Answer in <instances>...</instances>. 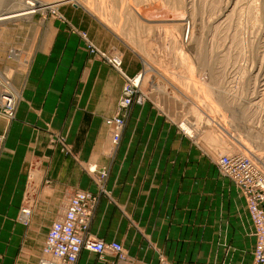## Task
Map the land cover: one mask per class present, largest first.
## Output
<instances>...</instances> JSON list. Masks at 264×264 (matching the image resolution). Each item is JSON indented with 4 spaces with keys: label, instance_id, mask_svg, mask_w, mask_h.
I'll use <instances>...</instances> for the list:
<instances>
[{
    "label": "crops",
    "instance_id": "0c3cea01",
    "mask_svg": "<svg viewBox=\"0 0 264 264\" xmlns=\"http://www.w3.org/2000/svg\"><path fill=\"white\" fill-rule=\"evenodd\" d=\"M59 9L67 23H27L22 46L30 55L20 78L18 35L0 34V68L13 73L18 97L15 117L0 116V264H36L74 190L97 195L89 233L120 243L134 264H158L160 255L168 264H251L255 239L240 189L155 108L132 105L119 144L111 145L106 120L120 112L123 78L89 54L70 26L104 50L120 48V41L83 6ZM123 67L134 75L142 66L132 53ZM56 135L73 156L52 143ZM86 165L107 169L108 195ZM75 264L125 263L83 249Z\"/></svg>",
    "mask_w": 264,
    "mask_h": 264
},
{
    "label": "rangeland",
    "instance_id": "374dc122",
    "mask_svg": "<svg viewBox=\"0 0 264 264\" xmlns=\"http://www.w3.org/2000/svg\"><path fill=\"white\" fill-rule=\"evenodd\" d=\"M45 1H51L52 6L37 7L28 17L0 24L3 37L8 33L18 35L19 45L14 48L20 51L16 73L19 78L30 55L23 40L27 23L33 17L36 20L53 17L67 23L59 9L60 4L77 6L79 3L120 41V48L104 50L92 41L85 30L70 26V30L78 32L83 39L89 54L107 63L123 78L118 108L124 106L122 99L129 79L140 75L129 105L116 114H120L122 121L121 135L128 109L132 105L149 104L182 138L188 139L197 152L211 156L215 167L219 154L238 152H252L264 167V86L260 82L264 77V0H40L41 3ZM37 2L0 0V13L27 8L29 3ZM42 30L43 27L37 25L36 31ZM132 53L138 57L142 67L134 75H128L123 61L125 54ZM102 55L119 58L120 67L110 64ZM12 74L10 70L0 68V93H12L16 111L17 85L12 83ZM183 122L188 124L190 132L184 128ZM222 122L226 123V132L219 127L223 126ZM233 136L243 145L236 143ZM220 138L226 139L228 145L218 144L216 140ZM4 139L5 134H0V153ZM51 141L73 156L64 136L56 135ZM90 167H94L95 171L90 172ZM99 169L95 165L85 167L100 193L108 195L105 189L108 171L103 168L106 175L100 181L96 175ZM216 170L224 176L218 167ZM123 253L125 260L114 255L125 264H134L124 248ZM158 264L168 263L160 255Z\"/></svg>",
    "mask_w": 264,
    "mask_h": 264
},
{
    "label": "built area",
    "instance_id": "2783aa9c",
    "mask_svg": "<svg viewBox=\"0 0 264 264\" xmlns=\"http://www.w3.org/2000/svg\"><path fill=\"white\" fill-rule=\"evenodd\" d=\"M103 58L115 67H120L119 58L111 59L104 56ZM139 79V74L129 79L122 99L125 107L129 105ZM124 106H119V109L122 110ZM0 114L10 119L14 118L15 101L12 93L7 91L0 93ZM119 117L120 114L106 120L113 147L118 145L121 137L122 121ZM217 167L224 176L237 185L244 197L255 239L251 264H264V167L252 152L221 154L217 160ZM90 168V172L95 171L94 167ZM96 173L100 181L106 175L103 168ZM96 203L97 195L91 192L74 190L69 194L62 214L51 224L46 234L37 264H75L83 249L99 255L113 253L122 260L126 259L120 243L105 242L89 233V223ZM28 216V209L22 208L20 218L24 223L28 221Z\"/></svg>",
    "mask_w": 264,
    "mask_h": 264
},
{
    "label": "bare ground",
    "instance_id": "6f19581e",
    "mask_svg": "<svg viewBox=\"0 0 264 264\" xmlns=\"http://www.w3.org/2000/svg\"><path fill=\"white\" fill-rule=\"evenodd\" d=\"M39 2H37V3H29V6H27V8H22V9H20V10H15V11H9V12H5L4 11V13H0V24H4V23H6V22H9V21H13V20H17V19H22V18H24V17H28L29 15H31L32 13H33V11H34V9H36L37 7H44V6H46V5H49L50 3H51V1L50 2H46V3H41L40 2V0H38ZM58 1H61V0H58ZM67 1H69V0H67ZM75 1H79V0H75ZM81 1V0H80ZM35 2H36V0H35ZM56 2V1H55ZM54 2V3H55ZM64 2H66V1H64ZM60 3V2H59ZM58 3V4H59ZM52 4V3H51ZM49 5V6H52V5ZM56 4V3H55ZM79 4V3H78ZM80 5V4H79ZM54 6V5H53ZM46 7H48V6H46ZM39 9V8H38ZM37 9V10H38ZM119 56V55H118ZM151 68V67H150ZM152 69V68H151ZM154 70V69H153ZM152 71V70H151ZM258 71V70H257ZM157 73H159V72H157ZM159 75V74H158ZM161 76V75H160ZM159 77V76H158ZM162 79V78H161ZM237 80V79H236ZM5 81V80H4ZM256 82V81H255ZM261 83H262V86H264V77L261 79V81H260ZM227 84V83H226ZM255 85V84H254ZM216 88V87H215ZM218 88V87H217ZM251 88V87H250ZM229 89V88H228ZM264 89V88H263ZM235 91V90H234ZM262 90H260V92H261ZM233 92V91H232ZM247 92V91H246ZM226 93V92H225ZM15 94V93H14ZM227 95H229V94H227ZM218 96V95H217ZM229 98V97H228ZM230 99V98H229ZM224 100V99H223ZM224 102V101H223ZM253 103V102H252ZM229 104V103H228ZM245 104V103H244ZM249 105V104H248ZM259 108V107H258ZM240 111V110H239ZM234 115V114H233ZM208 117V116H207ZM211 118V117H210ZM215 119V118H214ZM207 120V119H206ZM208 120H210V119H208ZM188 121V120H187ZM219 121V120H218ZM217 121V122H218ZM254 121V120H253ZM258 121V120H257ZM186 122V121H185ZM184 123V122H183ZM221 123V122H220ZM181 124V123H180ZM187 124V123H186ZM186 124L184 123L183 124V126H184V128L188 131V132H190L189 130H190V128L189 127H187L186 126ZM226 124V123H225ZM225 124H223V122H222V125L223 126H220L219 125V127H220V129L221 130H223L224 132H226V128H225ZM188 125V124H187ZM194 125V124H193ZM205 125V124H204ZM211 125H212V123H211ZM213 125H215V124H213ZM225 125V126H224ZM182 127V126H181ZM190 127H192V126H190ZM205 127V126H204ZM203 127V128H204ZM227 127V126H226ZM206 129V128H205ZM204 129V130H205ZM201 130H202V126H201ZM208 130V129H207ZM206 130V131H207ZM218 130H219V128H218ZM253 130V129H252ZM199 131V130H198ZM229 131V130H228ZM227 131V132H228ZM255 131V130H254ZM187 132V133H188ZM192 132V131H191ZM205 132V131H204ZM217 132V131H216ZM221 133H223V132H221ZM200 134V133H199ZM209 134H210V131H209ZM208 134V135H209ZM215 134H217V133H215ZM224 134V133H223ZM206 135V137H207V134H205ZM214 135V134H213ZM232 135V134H231ZM264 135V134H263ZM215 136V135H214ZM218 136V135H217ZM257 136V135H256ZM234 137V136H233ZM245 137V136H244ZM210 138H212V137H210ZM210 138L208 139V140H210ZM235 138V137H234ZM262 138V137H261ZM215 139H216V136H215ZM235 140H236V143L238 142V144L240 145H243L242 144V142L240 141V140H237L236 138H235ZM216 141H218L219 143L218 144H220V145H228V142L226 141V139H223V138H220V140L218 139V140H216ZM212 143V142H211ZM217 144V143H216ZM230 145V144H229ZM232 146H234V145H232ZM236 146V145H235ZM234 146V147H235ZM236 147H238V145L236 146ZM241 147V146H240ZM217 148H221V147H216V149ZM228 148H231V147H229L228 146ZM228 148H226V149H228ZM221 149H223V148H221ZM249 149V148H248ZM212 150V149H211ZM225 150V149H224ZM232 150V149H231ZM238 150H239V148H238ZM237 150V151H238ZM245 150V149H244ZM228 152V151H227ZM259 152V151H258ZM263 153V152H262ZM215 154V153H214ZM220 155V154H219ZM264 161V160H263ZM264 164V163H263Z\"/></svg>",
    "mask_w": 264,
    "mask_h": 264
}]
</instances>
